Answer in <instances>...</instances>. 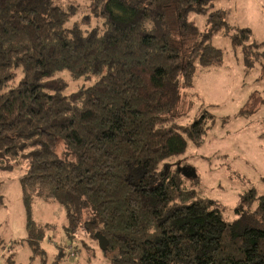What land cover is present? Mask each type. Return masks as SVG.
Returning <instances> with one entry per match:
<instances>
[{"label": "trees", "instance_id": "1", "mask_svg": "<svg viewBox=\"0 0 264 264\" xmlns=\"http://www.w3.org/2000/svg\"><path fill=\"white\" fill-rule=\"evenodd\" d=\"M214 9L215 0H0V173L24 171L31 251L27 263L5 264L74 260L73 243L44 248L60 233L103 235L112 264H264V195L247 192L228 221L178 160L215 117L204 108L173 127L198 71L224 63L213 36H230L250 66L264 48ZM62 73L91 84L65 95ZM263 102L253 93L241 114ZM39 202L64 211L62 226L35 220Z\"/></svg>", "mask_w": 264, "mask_h": 264}, {"label": "rangeland", "instance_id": "2", "mask_svg": "<svg viewBox=\"0 0 264 264\" xmlns=\"http://www.w3.org/2000/svg\"><path fill=\"white\" fill-rule=\"evenodd\" d=\"M214 10H221L232 26L250 28L253 32L251 43H264V0H215ZM190 19L202 32L210 30L206 16L192 14ZM211 43L223 51L224 63L198 71L194 91L182 93L173 111L177 117L173 127L182 129L192 124L204 108L215 116L209 123L203 144L190 145L178 160L187 176L197 179V189L206 197L219 201L224 206L225 218L231 221L236 217L239 200L247 192L255 190L258 196L264 195V139L260 137L264 130V102L254 115L241 114L253 93L260 94L264 100V48L260 47L253 54L250 66L244 51L233 48L230 36L215 35ZM60 76L68 84L65 95L91 84L85 79L72 80L66 73ZM21 77L19 75L17 80ZM59 152H63L62 145ZM22 175L23 170L0 173V194L5 200V207L0 210V264L11 258L27 263L31 256L28 245L22 243L28 236L19 182ZM34 218L58 227L66 220L58 205L40 202L34 208ZM81 238L82 241H72L60 233L53 243L47 238L44 248L53 253L60 245L77 246L76 258L61 264H112L116 253L102 251L97 237L92 240L85 234Z\"/></svg>", "mask_w": 264, "mask_h": 264}, {"label": "water", "instance_id": "3", "mask_svg": "<svg viewBox=\"0 0 264 264\" xmlns=\"http://www.w3.org/2000/svg\"><path fill=\"white\" fill-rule=\"evenodd\" d=\"M99 247L102 251H107L109 249V241L101 234H96Z\"/></svg>", "mask_w": 264, "mask_h": 264}, {"label": "built area", "instance_id": "4", "mask_svg": "<svg viewBox=\"0 0 264 264\" xmlns=\"http://www.w3.org/2000/svg\"><path fill=\"white\" fill-rule=\"evenodd\" d=\"M68 251H69V252H71V253H72V255L74 254V253L72 252V249H71V248H69V249H68Z\"/></svg>", "mask_w": 264, "mask_h": 264}]
</instances>
